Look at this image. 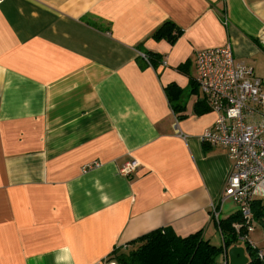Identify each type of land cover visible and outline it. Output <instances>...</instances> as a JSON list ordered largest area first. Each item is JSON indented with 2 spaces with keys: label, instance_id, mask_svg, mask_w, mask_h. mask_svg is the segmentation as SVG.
I'll return each mask as SVG.
<instances>
[{
  "label": "crops",
  "instance_id": "crops-1",
  "mask_svg": "<svg viewBox=\"0 0 264 264\" xmlns=\"http://www.w3.org/2000/svg\"><path fill=\"white\" fill-rule=\"evenodd\" d=\"M166 22L174 44L152 38ZM263 32L264 0H0V264H108L160 229L210 241L232 164L200 140L217 114L195 56L231 45L264 86Z\"/></svg>",
  "mask_w": 264,
  "mask_h": 264
},
{
  "label": "built area",
  "instance_id": "built-area-1",
  "mask_svg": "<svg viewBox=\"0 0 264 264\" xmlns=\"http://www.w3.org/2000/svg\"><path fill=\"white\" fill-rule=\"evenodd\" d=\"M227 22V21H226ZM264 47V32L261 37ZM142 58L149 63L145 54ZM195 83L209 110L217 114L215 124L207 129L200 140L203 144L227 150L232 167L224 193L219 202L210 207L212 219L219 224V206L232 200L239 208L242 221L233 225L238 246L257 250L259 261L264 264V249L256 248L250 238L256 220L253 204L264 200V86L254 69L235 58L231 45L222 48L200 50L195 56ZM177 135L187 136L181 131ZM99 167L90 164L84 171ZM140 168L132 160L119 169V174L130 177ZM264 225V214L259 218ZM219 228V227H218ZM223 253L220 264H229L230 248L224 245V236L219 229ZM232 246V247H234ZM231 247V248H232ZM249 258V257H248ZM108 264H118L110 260Z\"/></svg>",
  "mask_w": 264,
  "mask_h": 264
},
{
  "label": "trees",
  "instance_id": "trees-1",
  "mask_svg": "<svg viewBox=\"0 0 264 264\" xmlns=\"http://www.w3.org/2000/svg\"><path fill=\"white\" fill-rule=\"evenodd\" d=\"M181 35L182 31L175 24L166 22L154 32L152 38L157 41L167 40L170 44H174ZM144 54L149 59L148 64L157 67L160 58L154 54L146 52ZM175 91L176 87L173 85L166 88V94L174 111L179 112L180 109L174 104L172 98ZM253 208L256 218L259 219L264 214V200L255 201ZM241 221L239 211L228 219L219 221L217 226L224 236L225 247L231 248L236 244L233 225ZM223 250V245L217 247L211 241L204 239L203 231L183 238L171 230L160 229L142 236L124 249L115 250L110 260H115L118 264H220L219 258ZM247 254L249 264H262L258 259L257 250H252L248 246Z\"/></svg>",
  "mask_w": 264,
  "mask_h": 264
},
{
  "label": "rangeland",
  "instance_id": "rangeland-1",
  "mask_svg": "<svg viewBox=\"0 0 264 264\" xmlns=\"http://www.w3.org/2000/svg\"><path fill=\"white\" fill-rule=\"evenodd\" d=\"M232 207H233V211L236 212V210L239 211L238 206L235 205V203L230 200L229 201ZM252 226L254 227V232H252L250 234V238L254 244V246L260 250L264 249V225L262 222H260L259 219L253 220L252 222ZM220 231L218 232H214L212 238L210 239V241L215 244L217 247H221L222 246V241H221V236H220ZM238 246H242V242L238 244ZM219 261H221V257L219 258Z\"/></svg>",
  "mask_w": 264,
  "mask_h": 264
},
{
  "label": "water",
  "instance_id": "water-1",
  "mask_svg": "<svg viewBox=\"0 0 264 264\" xmlns=\"http://www.w3.org/2000/svg\"><path fill=\"white\" fill-rule=\"evenodd\" d=\"M229 264H249L246 249L241 246H234L229 249Z\"/></svg>",
  "mask_w": 264,
  "mask_h": 264
}]
</instances>
